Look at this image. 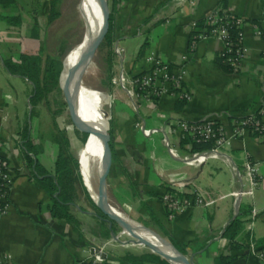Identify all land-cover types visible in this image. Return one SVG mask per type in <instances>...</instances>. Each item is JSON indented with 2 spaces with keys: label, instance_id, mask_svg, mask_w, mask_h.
Instances as JSON below:
<instances>
[{
  "label": "crops",
  "instance_id": "1",
  "mask_svg": "<svg viewBox=\"0 0 264 264\" xmlns=\"http://www.w3.org/2000/svg\"><path fill=\"white\" fill-rule=\"evenodd\" d=\"M181 1L116 0L107 93L110 113L106 129L109 153L105 159V200L116 213L137 221L145 230L167 235L176 244L191 243L195 248L204 245L202 251L192 255L193 264H214L226 246L223 233L243 205L249 210L243 219V234L248 235L254 252L250 247L231 252L234 260L228 264H264V131L259 137L246 134L231 140L219 156L186 164L181 160L188 155L186 146L177 147L175 138H170V146L176 151L172 156L161 135L144 138L134 126L140 123L147 129H157L163 124L144 103L135 101L131 86L132 80L145 71L144 59L151 54L170 66L177 64L182 56L188 58L187 77L181 91L189 99L184 103L161 99L156 103L159 114L191 124L215 120L228 128L232 120L254 114L260 107L264 80L261 57L264 0H200L192 9L179 10ZM219 8L245 24L243 43L249 56L233 74L222 72L215 63L222 49L216 39L205 38L196 43L193 52L188 50L191 25ZM159 15L165 20L152 23ZM254 29L261 37L254 36ZM17 33L0 19V45L3 39L10 42L11 35ZM99 67L104 71L102 64ZM24 84L10 76L0 60V156L14 175L9 195L11 208L6 216L0 217V264H75L84 259L83 248L90 243L106 245L113 259L126 252L134 255L144 252L135 254L133 244L114 241L116 232H112V225L115 224L107 220L103 223L93 208L70 206L72 223L53 215L48 195L26 176L18 147L17 134L21 131L18 123L28 112ZM12 123H16L15 128L11 127ZM55 154V148L48 147L37 158L40 167L48 173L53 172ZM244 156L258 163L260 185L252 198L237 203L234 194L242 186ZM171 187L197 190L203 205L174 221H166L160 200ZM83 194L95 206L87 190ZM252 209L256 210V216L248 229Z\"/></svg>",
  "mask_w": 264,
  "mask_h": 264
},
{
  "label": "trees",
  "instance_id": "2",
  "mask_svg": "<svg viewBox=\"0 0 264 264\" xmlns=\"http://www.w3.org/2000/svg\"><path fill=\"white\" fill-rule=\"evenodd\" d=\"M59 0H49V13L46 19L47 25H50L58 17L56 12V5ZM108 8V28L103 38V42L99 50L104 51L103 56L100 57L99 62L102 60V71L103 78L101 80L102 86L109 92L110 88V77L112 70V22L114 17L116 0H106ZM0 9L3 12L0 15V19L3 20L6 25L12 29L20 30L23 27L24 19L22 16L23 5L18 0H0ZM220 12L225 11L223 8H219ZM219 12V13H220ZM31 25H28L27 36L22 38V41L31 40L35 42L34 48L25 45L15 56L2 57L0 60L3 69L10 75L22 80L29 88L30 92L27 95L28 105L31 107L30 112L26 114V120L23 127L17 135L19 136V149L22 153L23 165L26 171V176L34 181L36 185L42 189L52 202L53 215L58 219H63L66 222H74L73 217L70 213V206L74 205V191L73 186L78 184L83 190L82 182L79 173V160L78 157H74L69 151V142L65 137L64 132L57 133L53 138L54 148L56 150L54 168L52 173L46 172L42 169L38 163L39 149L32 141V119L34 117V110L40 103L48 104L49 96H55L53 105L57 108L53 115H62L67 112V119L70 125L72 117H80L82 124L85 128L84 133L79 134L76 131L75 134L79 136V142L83 147L88 137L87 130L90 124L86 118L87 111L74 110L70 111L67 104L62 101L63 95L59 88V83L62 82V86L66 87L68 81L65 75H62L64 70L63 58L45 56L42 55V48L38 44L39 41V25L37 18L33 17ZM244 23V21H242ZM211 30V27L207 24L206 20H202L195 23V27L190 29L189 38L191 41H196L195 37L198 35H207ZM18 32V31H17ZM228 36L232 49H234L237 42L238 29L233 25L227 28ZM232 54H226L221 56L219 53L216 57L215 63L220 70L226 74H233V70L227 62V58L231 57ZM99 67V66H98ZM142 74L135 77L133 80L139 79ZM61 76V78H60ZM60 78V82H59ZM61 87V85H60ZM139 90L136 89V92ZM84 99L83 102L85 103ZM178 102L184 100L177 99ZM98 110V105H94V113ZM72 112V115L71 113ZM95 115V114H94ZM106 131V128H105ZM190 143L188 139H184L180 142V147L184 148ZM211 145H192L191 152H202L209 150ZM79 154V153H78ZM84 191V190H83ZM82 191V192H83ZM167 190L166 193H168ZM85 193V191L83 192ZM95 210L98 218L104 223L107 217L100 213V211L92 206ZM249 214V210L243 205H240L238 216L233 219L226 227L223 233V239L226 241V246L214 259V264H228L234 260V257L230 255L231 252L246 251L250 247V240L248 235L243 234V219ZM166 220V218H165ZM167 221V220H166ZM112 232L115 233L114 226L112 225ZM242 236V238H240ZM164 241L169 247L178 252L182 256H189L196 252L202 251L204 245L200 247H193V244L180 245L174 243L169 236L165 235ZM145 248V247H144ZM171 248V247H170ZM171 248V249H172ZM172 249V250H173ZM146 251L134 255L130 252L124 253L121 257L113 259L117 264H169L167 261L162 259L160 256L151 252L145 248ZM173 250V251H174ZM174 251V252H175Z\"/></svg>",
  "mask_w": 264,
  "mask_h": 264
},
{
  "label": "built area",
  "instance_id": "3",
  "mask_svg": "<svg viewBox=\"0 0 264 264\" xmlns=\"http://www.w3.org/2000/svg\"><path fill=\"white\" fill-rule=\"evenodd\" d=\"M200 0H183L179 2L177 9L187 10L197 6ZM216 9L212 11L205 20L211 27L207 35H198L195 40L200 41L205 38H213L222 44L219 52L221 56L232 54L227 58V62L237 73L242 65L248 59L249 50L244 46V23L239 18L232 16L227 11ZM152 23L165 20V17L159 15L152 19ZM233 25L238 29L237 42L234 49L230 43L227 28ZM195 23L191 25V29ZM261 33L254 29V36L261 37ZM196 41L189 43V52H193L196 47ZM264 59V53L261 55ZM187 56H182L179 62L170 66L162 61L159 56L149 55L144 59L145 71L141 77L132 80L131 86L133 97L136 102L144 103L145 107L154 112L158 119L163 123L157 129H147L140 123L134 126L144 138H150L154 135H161L162 142L167 147L170 155L175 156L176 151L170 146V138H175L176 146L184 139L190 143L186 146L188 155L181 157L186 164L194 161L205 160L207 157H216L222 154L223 150L229 146L230 141L250 134L259 137L264 131V80L262 101L259 109L243 119L232 120L230 127H225L215 120H206L201 123H187L181 120L170 119L163 114H159L156 109V103L164 98L181 99L187 101L189 95L181 91L182 85L187 77L186 63ZM136 89L139 91L136 92ZM211 145L206 153L191 152L192 145ZM14 175L10 171L6 161L0 156V217L6 216L11 208L9 195L12 190ZM241 189L234 195L237 199L252 198L254 191L260 185V176L258 163L245 156L242 164ZM161 203L164 208L165 218L168 222L174 221L178 217L199 208L203 205V199L200 193L195 189L171 187L169 192L161 197ZM256 216V210L250 212V222L248 229L252 228V221ZM124 232H122L123 234ZM121 234V235H122ZM120 234L115 236L114 241L121 240ZM128 236V235H126ZM250 250L254 252V246ZM84 259L75 264H117L106 250V245L88 244L83 248Z\"/></svg>",
  "mask_w": 264,
  "mask_h": 264
},
{
  "label": "rangeland",
  "instance_id": "4",
  "mask_svg": "<svg viewBox=\"0 0 264 264\" xmlns=\"http://www.w3.org/2000/svg\"><path fill=\"white\" fill-rule=\"evenodd\" d=\"M18 1L20 2L21 5H23V11L21 14L24 19V24L20 30H17L18 33L16 36L14 34L12 35L10 34L12 37V40L10 39V42H6V40L3 39V44L0 45V51H2L1 56L4 58L8 56H15L25 45H28L31 48H34L36 46L35 42L31 40H26L25 42L22 41V38H24V36L27 35V30H26L27 26L31 25L32 23L31 18L35 17L37 18L39 25L38 44L40 45V48H42V54H43L42 56L45 57L48 55L52 57L56 56L58 58H63L64 59L63 67H64L65 60L68 54L77 44H79L82 41L85 31V25L81 20L78 11L79 0H59L56 5V12L58 13V17L50 25H47L46 23V19L49 13V4H48L49 0H18ZM102 42L103 40L100 42L98 48L96 49L93 55L90 64L87 66L84 74L82 75V83L87 89L99 93L101 95H104L109 102V96L106 92V89L101 84L103 74L100 67H98L102 64V60L101 62H99V59L104 54V51L99 50ZM62 75H64V70L62 72ZM17 80L23 83V81L20 80L19 78H17ZM62 84L63 83L60 82L61 88L64 90L66 87L62 86ZM24 87H26V95H28L30 92V88L26 84H24ZM69 95L71 99L74 101L77 109L79 110L84 109L87 111V113H85L86 114L85 116L88 122L93 125V122L98 112L97 110L96 113H94V105L97 104L99 109V103H93V98L84 97L79 93L75 92L73 89H70ZM54 99H56L54 95L49 96L48 104L40 103L36 106L34 110V117L32 119V125H31L32 141L38 148H40L38 156L43 155L45 149H48V147L50 148L54 147L53 144L54 136H56L57 133L59 132H64L65 137L69 142V151L73 154L74 157L76 158L78 157L79 160L80 153L84 146L83 147L81 146L79 142V136L76 135L74 131H76L79 134H82V132L78 126L69 124L67 119V112L62 115H53V113H55L57 109L53 105ZM84 99H87L85 100L84 103L85 107L84 108L79 107L80 105L83 104L81 102H83ZM61 100L64 101V98ZM25 120H26V115L24 120L22 119L21 122L18 123L17 128H20L21 130ZM15 124L12 123L11 127L15 128ZM108 124H109V116L106 121V126H105L106 129H108ZM101 154H102V145H100L95 155V161H94L95 171L92 173V178L94 177L93 187L95 192L98 190V179L101 172V162H100ZM72 189L74 191L75 205L78 206V208L80 207V209L81 207H84L86 209L92 210V205L86 198H84L83 192L86 191L85 188L83 187L84 190L83 191L78 184H75ZM133 222L141 225L137 221H133ZM114 227H115L116 236H118L119 234L121 235L123 230L116 224L114 225ZM147 231L153 234L156 238L166 241L165 237L162 236L161 234L154 233L149 230ZM120 238L122 241L125 242L130 239L128 236H126L125 233H123L120 236ZM134 247L135 248L133 249V253L135 254H138L142 251H146L144 250L145 248H143L142 246L134 245ZM185 258L189 259V257L186 256Z\"/></svg>",
  "mask_w": 264,
  "mask_h": 264
},
{
  "label": "bare ground",
  "instance_id": "5",
  "mask_svg": "<svg viewBox=\"0 0 264 264\" xmlns=\"http://www.w3.org/2000/svg\"><path fill=\"white\" fill-rule=\"evenodd\" d=\"M99 3L100 0H79L78 11L80 18L85 25V31L82 41L70 51L65 60L64 75L68 81L65 89L68 91V93L70 89H73L75 92L84 97L93 98V103H99V109L92 125L95 126V131L92 135L87 137V143L80 153L79 169L84 186L88 190L89 195L92 197V199L97 202L102 208L108 211L111 215L117 217V219L121 221L120 216L115 211L107 208L100 201V199L96 195L97 191L95 192L93 187L94 177L92 178V173L95 171V155L101 145L99 136L101 132L105 130L107 121L104 116L106 97L87 89L82 83V75L84 74V72H82L81 69L83 67V64L85 63V60L89 56L86 53V50L95 39L102 24ZM73 79L77 83H75ZM79 107L84 108L85 105L82 104ZM124 233L126 235H131L148 241L150 245L156 247L170 259L177 257V254L164 241H160L159 239L154 237L153 234L149 233L147 230H144L137 223L128 222L124 224ZM171 264L178 263L171 262Z\"/></svg>",
  "mask_w": 264,
  "mask_h": 264
},
{
  "label": "water",
  "instance_id": "6",
  "mask_svg": "<svg viewBox=\"0 0 264 264\" xmlns=\"http://www.w3.org/2000/svg\"><path fill=\"white\" fill-rule=\"evenodd\" d=\"M99 10H100V14H101L102 24H101V27H100V29L98 31V34L96 35L95 39L92 41V43L90 44V46H88V48L86 50V53L89 56L85 60V63L83 64V67L81 69L82 72H85L87 66L90 64L96 49L98 48L100 42L103 40V38H104V36H105V34L107 32L108 15H109V13H108L107 5H106V0H100ZM60 78H61V76H60ZM60 78H59V82H60ZM59 88H60L61 93L63 95L64 102L68 106V109L70 111L77 110V108L75 106V103L71 99L68 91L66 89L63 90L60 87V83H59ZM30 110H31V107L28 105V112H30ZM70 113L72 115V112H70ZM109 113H110V105H109V102H108L107 98H105L104 116H105L106 120L108 119ZM71 123L74 126H78L80 128L81 132L84 133L85 128H84V126L82 124V120H81L80 117H72L71 118ZM94 131H95V126H91L90 125L89 129L87 130L88 136L92 135L94 133ZM99 138H100L101 145H102V154H101V159H100L101 172H100L99 179H98V190L96 192V195L100 199V201L107 208L111 209L108 206V204L106 203V200H105V177H106V174H107L105 159H106V157H107V155L109 153L108 146H107V144H108L107 132L106 131L101 132ZM86 143L87 142H85L84 146L86 145ZM79 173H80V169H79ZM80 177H81V174H80ZM81 180H82V183H83V179L82 178H81ZM83 186H84V183H83ZM87 192H88V190H87ZM90 198L93 201L95 207L100 211V213L107 217L108 222L110 224L111 223L116 224L117 226H119L123 230V232H124V224H126L128 222L134 223L133 221L128 220V219L124 218L123 216H121L120 214L117 213L120 216V218H121V221L118 220L117 217L111 215L108 211H106L104 208H102L97 202H95L92 199L91 196H90ZM238 201H240V199H237V203H238ZM111 210L114 211L113 209H111ZM115 236H113L114 239H115ZM128 237L130 239L127 241L126 244L130 243V244H133V245H139V246L145 247V248L149 249L151 252H153L156 255L160 256L162 259L167 261L169 264H171V262L178 263V264H193L192 263V257H190L189 259H186L184 256H182L178 252H176L172 248V246H170V247L175 251V253L177 254V257H175L173 259H170L166 255H164L160 250H158L156 247L150 245V243L148 241H146L144 239H141V238H137V237L131 236V235H128ZM160 241H163V240H160Z\"/></svg>",
  "mask_w": 264,
  "mask_h": 264
}]
</instances>
